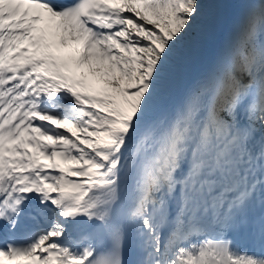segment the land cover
I'll return each instance as SVG.
<instances>
[{
  "label": "snow or ice",
  "instance_id": "1",
  "mask_svg": "<svg viewBox=\"0 0 264 264\" xmlns=\"http://www.w3.org/2000/svg\"><path fill=\"white\" fill-rule=\"evenodd\" d=\"M0 264H264V0H0Z\"/></svg>",
  "mask_w": 264,
  "mask_h": 264
},
{
  "label": "bare ground",
  "instance_id": "2",
  "mask_svg": "<svg viewBox=\"0 0 264 264\" xmlns=\"http://www.w3.org/2000/svg\"><path fill=\"white\" fill-rule=\"evenodd\" d=\"M226 23L225 25L222 27L221 32L218 34L217 38L215 40H218L219 37L220 39H222L223 37V33L226 29ZM214 40V41H215ZM215 51L211 52L209 55L208 52V48L207 46H205L202 51L200 52V54L197 56V58L192 61L189 65V67L187 68L184 77H183V81L181 86L177 89L176 91V97H181V93L183 91V87L192 83L194 80H196L209 66V64L211 63L213 57H214ZM172 103H176V100ZM170 110V109H169Z\"/></svg>",
  "mask_w": 264,
  "mask_h": 264
},
{
  "label": "rangeland",
  "instance_id": "3",
  "mask_svg": "<svg viewBox=\"0 0 264 264\" xmlns=\"http://www.w3.org/2000/svg\"><path fill=\"white\" fill-rule=\"evenodd\" d=\"M226 27H227V25H226ZM219 39H220V37H219ZM218 39V40H219ZM213 46L212 45H210V43L207 45V48H208V52L211 50V48H212ZM174 97H176V95L174 96Z\"/></svg>",
  "mask_w": 264,
  "mask_h": 264
}]
</instances>
